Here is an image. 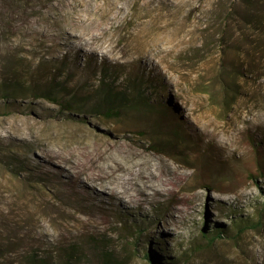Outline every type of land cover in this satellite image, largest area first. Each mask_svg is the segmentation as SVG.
I'll return each mask as SVG.
<instances>
[{
    "label": "rangeland",
    "instance_id": "374dc122",
    "mask_svg": "<svg viewBox=\"0 0 264 264\" xmlns=\"http://www.w3.org/2000/svg\"><path fill=\"white\" fill-rule=\"evenodd\" d=\"M5 86L0 264H264V0H0Z\"/></svg>",
    "mask_w": 264,
    "mask_h": 264
},
{
    "label": "trees",
    "instance_id": "16d2710c",
    "mask_svg": "<svg viewBox=\"0 0 264 264\" xmlns=\"http://www.w3.org/2000/svg\"><path fill=\"white\" fill-rule=\"evenodd\" d=\"M14 87V86H13ZM11 86H5L0 89L2 91V95L4 98L7 96H11L13 90ZM14 89V88H13ZM45 91V90H44ZM15 93V92H13ZM39 96L43 97H51L49 94H44L41 91ZM95 102L92 105V109L94 112H100L101 114H107L113 112V110L117 108L123 107L127 102V94L120 90H115L113 87L109 85L103 86L101 81L99 82V87L95 90ZM53 99V98H49ZM84 97H74L71 101H67L69 105L67 106V110L69 111H77L80 106L81 102L83 101ZM53 101V100H52ZM78 106V107H76ZM243 223V222H242ZM225 228L223 225H216L214 229L207 230L205 227L201 228L199 231L200 236L209 238V240H213L216 238H220L221 235L224 233ZM144 258L146 263L148 264H160L159 261L155 260L152 253L148 250L144 253ZM85 254L77 248V246H67L60 249L56 256H29L28 259L32 264H86ZM85 258V261H84ZM97 264H125L124 258L120 257L118 254L113 252L110 249L101 250L98 263ZM166 264H172L171 262H166Z\"/></svg>",
    "mask_w": 264,
    "mask_h": 264
},
{
    "label": "bare ground",
    "instance_id": "6f19581e",
    "mask_svg": "<svg viewBox=\"0 0 264 264\" xmlns=\"http://www.w3.org/2000/svg\"><path fill=\"white\" fill-rule=\"evenodd\" d=\"M239 129V128H238ZM236 130L237 132L239 131V130ZM111 167V166H110ZM121 168V167H120ZM113 169H115V168H113ZM114 175V174H113ZM114 189V188H113ZM125 190V189H124ZM115 192V191H114ZM116 192H118V190L116 191ZM123 192V191H122ZM125 192V191H124ZM119 193V192H118ZM122 195V194H121Z\"/></svg>",
    "mask_w": 264,
    "mask_h": 264
}]
</instances>
